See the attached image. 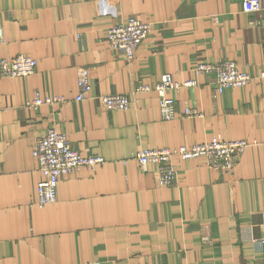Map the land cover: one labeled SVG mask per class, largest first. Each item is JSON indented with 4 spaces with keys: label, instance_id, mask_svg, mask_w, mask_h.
Instances as JSON below:
<instances>
[{
    "label": "crops",
    "instance_id": "obj_1",
    "mask_svg": "<svg viewBox=\"0 0 264 264\" xmlns=\"http://www.w3.org/2000/svg\"><path fill=\"white\" fill-rule=\"evenodd\" d=\"M129 16L152 21L126 58L106 29ZM37 60L31 74L0 77V264H254L264 261V9L242 0H0V55ZM229 59L250 75L217 91L214 76L195 72ZM92 88L81 100L77 70ZM164 73L194 81L173 92L175 116L163 119L153 88ZM41 97L64 101L33 105ZM106 93H124L126 109H107ZM185 106L200 116L182 114ZM48 128L81 153L104 161L59 177L55 202L38 206L42 179L32 155ZM245 139L229 172L202 157L173 156L177 181L142 171L143 147Z\"/></svg>",
    "mask_w": 264,
    "mask_h": 264
},
{
    "label": "built area",
    "instance_id": "obj_2",
    "mask_svg": "<svg viewBox=\"0 0 264 264\" xmlns=\"http://www.w3.org/2000/svg\"><path fill=\"white\" fill-rule=\"evenodd\" d=\"M242 7L246 12L262 10L264 9V0H242ZM151 27L152 21L129 16L122 22L110 25L106 29L105 39L112 50L120 52L126 58H131L134 47L147 37ZM36 65L37 60L25 53H17L10 58L0 55V77L27 76L34 72ZM194 70L197 73L212 74L219 92L226 87L242 86L250 79V75L246 71L229 59L201 61ZM193 83L192 80L179 82L170 73H164L153 88L147 84H140L134 89L154 90L159 97V113L163 119L168 120L175 116L173 92L182 86H189ZM77 87L78 93L74 96L75 100H81L84 94L92 88L87 67L78 68ZM64 100L63 96L46 95L41 97L36 93L32 104L39 105ZM100 102L107 109H126L130 106V100L124 93L102 94ZM182 114L200 116L201 111L192 106H185ZM247 146L248 141L245 139H223L213 136L204 142L190 145L181 144L175 148L143 147L135 154V158L140 169L144 172L149 170L150 165H153L158 184L169 186L175 184L178 177L175 164L172 161L173 156H179L181 159L202 157L209 167L229 172L237 164L241 153ZM32 155L43 176L36 185L35 203L38 206L56 201L57 184L61 175L82 166L93 169L104 161V158L98 154L81 153L73 148L66 134L55 128H48L44 134L34 139ZM258 240L264 244V228ZM81 264H100V262L92 260ZM254 264H264V261Z\"/></svg>",
    "mask_w": 264,
    "mask_h": 264
}]
</instances>
